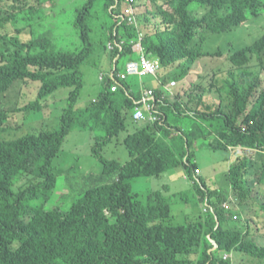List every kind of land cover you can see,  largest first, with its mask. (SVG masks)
Instances as JSON below:
<instances>
[{"label": "trees", "instance_id": "trees-1", "mask_svg": "<svg viewBox=\"0 0 264 264\" xmlns=\"http://www.w3.org/2000/svg\"><path fill=\"white\" fill-rule=\"evenodd\" d=\"M138 1L142 2L135 4L138 10L148 5V0ZM152 1V11L143 15L138 11V27L123 17L125 0H84L70 20L80 40L74 50L52 36L58 35L60 27L55 28L60 24L52 22V14L46 15L40 2L11 5L0 13V103L17 83L40 82L36 99L18 109L34 120L43 103L57 91L68 90L64 109H53V128L43 122V130L36 134L0 139V264L234 263L232 258H217L219 252H240L249 264H264L257 243L245 238L250 231H240L233 213L222 207L227 198H250L253 184L264 183V171L251 180L253 157L232 161L224 174L232 193L226 194L221 187L213 188L205 175L196 174L200 167L195 154L203 147L224 152L225 160L243 150L264 155V38L227 54L223 69L228 76L222 89L215 88L214 81L208 86L207 76L190 83L187 97L177 94L171 99L164 89L171 80H182L198 60L223 55L222 48L213 54L204 50L210 41L207 32H234L242 21L261 18L264 0H164L169 9H163L160 0ZM198 8L204 13L196 16ZM23 36L31 39L24 41ZM140 42L147 57L160 59L162 65L159 77L148 76L158 82L160 120L154 124L134 120L148 77L142 83L140 78L121 81L117 76L129 61L139 60L134 46ZM107 43L114 45L109 52L112 67L97 100L78 107L85 88L82 68L94 61V54L106 53ZM112 85L118 90L112 92ZM214 92L219 105L205 98ZM1 107L0 133L10 113ZM130 118L143 123L125 142L131 158L125 163L107 159L101 150L128 130ZM74 130L92 135V151L101 170L90 173L92 182L75 187L70 198L49 207L57 173L62 174L56 161ZM182 167L193 180L192 195L209 212L178 221L174 198L190 203L189 196L166 195L154 187L141 196L135 182Z\"/></svg>", "mask_w": 264, "mask_h": 264}, {"label": "rangeland", "instance_id": "rangeland-1", "mask_svg": "<svg viewBox=\"0 0 264 264\" xmlns=\"http://www.w3.org/2000/svg\"><path fill=\"white\" fill-rule=\"evenodd\" d=\"M35 1L37 3H41L45 9L46 15L52 14V22H59L60 25L55 28L57 30V28L60 27L58 35H54L55 33L52 35L59 38L57 42L69 50H74L79 47L80 40L76 36L73 27L70 26V20L73 15L72 12L74 8L77 6L79 7L84 0H24V2H20V0H0V9H2L0 10V13L8 11L6 9H8L11 5H18L25 2L32 4ZM159 3L162 4L163 0H160ZM147 4V6H142L140 8L141 15H143L147 10L152 11L154 9L152 0H148ZM252 21L246 22V24L243 25V27L245 26L247 30L237 29L234 33L226 32L224 34L212 35L209 38L210 41L204 50H207V52L211 51L213 54L219 51L218 48H222L224 50L223 55L221 57H214L215 59L207 57L204 60L198 61L189 72L184 84H177L174 92L176 94H180L181 97H187V95H183V90L186 89L185 94L188 93V90H190L189 84L191 82L198 83L199 80H202V76H207L205 83L208 84V86L214 81L216 84L215 88L219 87L222 89L223 82L228 76V72L223 69L225 61L228 60L227 54L232 53L235 50L243 49V45L249 46V44H253L255 40H258L262 36V22L261 24H258L256 21L255 24H253ZM240 27L242 28V26ZM41 28H43V26ZM22 39L24 41H28L31 37L23 36ZM237 44H241V46L238 47ZM94 57V61L92 63H87L82 68L85 77V88L82 93V100L78 102V107H83L90 103L92 104L97 100L96 96L98 95L102 85L98 80V76L99 74L105 75V73L112 67L111 55H109V53L106 52L103 55L94 54ZM140 59L141 56H139V60ZM119 66H121V64ZM213 73L217 75H214ZM262 74H264L263 70ZM144 83L149 88H156L158 86L157 80L150 77L145 79ZM40 87V82H33L31 80L23 81L17 83L4 98H1V108L9 109L10 113L8 119L4 122V131L0 133V139L16 140L21 139L27 136V134L35 131L36 134L42 129L43 122L53 128L50 121V119L54 116L53 109L58 106L60 109H64L63 107L66 105L65 99L68 93L67 89L57 91L54 97H51L43 103L42 110L34 112V120H31L32 114L29 112L21 113V111H18V109L26 107L36 99ZM205 98L210 102H216L218 105L221 103L219 95L216 92L207 94ZM13 109L16 110L13 111ZM141 124L143 125V123ZM141 124H135L132 118L128 119V130L122 132L118 140L115 139L112 144L104 147V149L101 150V153L107 159L114 158L123 163L129 161L131 157L125 142L129 134H135L137 131V125L138 127H142ZM44 129L46 130L48 127ZM67 139L65 147L63 148L64 153H62L56 161V168L61 170L62 174L57 173V186L52 194V197L47 203L49 207H54V205L58 202L65 201L67 198H70L72 191L76 189L75 187L79 188L83 184L92 182L89 175L90 173L91 175H94L101 170V166H98L99 164L97 165L95 154L92 151L94 140L89 132H77L74 130ZM199 145H197V147ZM238 150L242 151L240 149ZM243 152L245 153H230V159L225 160V158H223L225 156L224 152H215L210 149L199 147L195 150L196 162L200 167L199 174L205 175L211 186L216 188L221 187L226 194H231L232 191L230 187L227 186V176H224L225 172L230 170L229 163L236 161L240 157L249 155L253 157V166H251L250 169L251 180L256 176H261L264 171V169L260 168L264 165V155H253V152H248L247 150H243ZM25 182L26 179L22 184ZM135 183L136 191L140 193L139 195L146 193L151 187H154L152 188L153 190L160 189L166 193V195L181 192L186 194V196H189L190 203L182 202L181 199H179V196L174 198V201H177L174 208L177 212H179L177 217L178 221H183L186 216H189L190 218H197L200 211H205L203 207L204 202L199 201V199L194 197L191 193L193 180L188 179V174L184 167L166 172L159 178H142L137 180ZM166 185L169 186V190L164 189ZM253 186L254 188L252 189L250 198L247 200L241 199L240 201H236L237 199L232 194L236 200L231 197L229 200H227V198L226 201L232 202L230 204L234 205V208L236 209L234 210V208H231V210L237 213L236 215L239 217L235 220L239 226V230L244 233L250 231L251 235L249 234L248 237L245 235V238H248L251 242H256L259 246L258 250L264 256L263 180L258 184L254 183ZM228 203L229 202H226V204ZM245 220H248L249 222L247 225L244 223ZM238 226L236 228H238ZM233 228L235 229V225ZM226 255L219 252L217 253V258L222 256L226 258ZM228 258H232L234 261L233 264H249L245 261L247 259V255L240 252H233L232 256H229Z\"/></svg>", "mask_w": 264, "mask_h": 264}, {"label": "clouds", "instance_id": "clouds-1", "mask_svg": "<svg viewBox=\"0 0 264 264\" xmlns=\"http://www.w3.org/2000/svg\"><path fill=\"white\" fill-rule=\"evenodd\" d=\"M135 4L141 5L142 2L141 1L139 2L138 1V2L135 3V0H125V2H124V9H123L125 15H123V17L125 18L127 16V20L129 22H131V24H136L139 27L137 14H138V11H140V10H138V9L135 8ZM160 5H162L163 9L164 8H166V9H169L170 8L169 5H166L164 3V0H163V3L160 4ZM203 13H204V9L198 8L197 10H194V14L196 16L202 15ZM263 18H264V15H262V17L261 18H258V19L256 18V16H254V17L250 18V20L248 19L249 21L248 20H244L240 24V26H242V28L239 26L238 29H240V30H247V28H245V26L243 27V25H245L246 22H250L252 20H253L252 21L253 24H255L256 21L258 22V24H261V22H262L261 29H262L263 32L261 33L262 36L258 39V40L261 41L264 38V22H263ZM157 22H161V18L160 17L157 18ZM163 29H164V26H163ZM230 31H228V32L229 33H234L233 31L232 32H230ZM207 35H208V37H211L212 35H219V34H215V33H212V32H207ZM255 41H257V40H255ZM253 44H251V45H253ZM142 47H144L142 42H140V43H138V44H136L134 46L135 51L136 52H139L141 54V59L140 60H134V61L132 60V61H129L126 64V66H125V70L122 71V72H118L117 76L121 79V81L127 80L129 78L132 79V78L135 77V78H140V80L143 83V80L145 79V77H148V76L159 77L160 76V72H162V65H161L160 59H151V58L147 57L146 50H145V48H142ZM113 51H114V45H112L111 43H107V53L113 52ZM215 57H221V56L218 55V56H215ZM143 60H147L148 62H150L151 64H153V66L156 68V72L155 73L145 74V75H141V74H138V75H129L126 78H122L121 75L127 73V66H128L129 63H133V62L142 63ZM200 60H203V59H200ZM200 60H198V61H200ZM220 64H222V63H220ZM113 74H112V76H113ZM188 75H189V73L182 80H179V79L171 80L170 82H168L164 86V89L166 90L165 92H166V94H168L167 96L169 98L172 99V98H175L177 96V94L174 92L175 87H177V84L179 85V83H181V85L184 84V81L187 79ZM104 79H105V75L99 74L98 80H99V82L101 84H103ZM114 87H116L115 90H113ZM181 88H182V86H181ZM156 89H157V87L156 88H149L148 86H146V88L142 92L141 100L138 101V103L139 104H143V105H141V106L138 105L137 106V108L135 110V114H134V120L135 121L147 122V123H153L154 124V123H157L160 120V116H159L158 110L156 108V102H157V100H156V97H157L156 96ZM117 90H118V88H117L116 85H112L111 86V91L112 92H115ZM179 91H181V90H179ZM185 91H186V89L183 90V93H184L183 95H185ZM138 110H142V112L144 113V118L137 119L136 116H137ZM196 171L198 173V174L197 173L196 174L197 175H200L199 174L200 173V169H197ZM213 188H216V187H213ZM226 202H229V203L226 204ZM226 202H223L222 207L229 214L233 213L232 214L233 215L232 216V219L237 220V218H238L237 215H236L237 213H235L234 211L231 210V208H234V205H231L230 203H232V202H230V201H226ZM226 205H228V209L226 208ZM203 207H204V210L208 213L209 212V208L208 207H205L204 204H203ZM234 210H236V209L234 208ZM205 211H204V213H206ZM229 256H232V254L226 255V258H228Z\"/></svg>", "mask_w": 264, "mask_h": 264}, {"label": "built area", "instance_id": "built-area-1", "mask_svg": "<svg viewBox=\"0 0 264 264\" xmlns=\"http://www.w3.org/2000/svg\"><path fill=\"white\" fill-rule=\"evenodd\" d=\"M155 72H156V68L153 66V64H151L147 60H143L142 63H136V62L129 63L127 66V73L121 76L122 78H126L129 75H138V74L145 75V74L155 73ZM115 89L116 87L113 88V90ZM136 117L137 119L144 118V113L142 112V110H138ZM226 208L228 209V205H226Z\"/></svg>", "mask_w": 264, "mask_h": 264}]
</instances>
